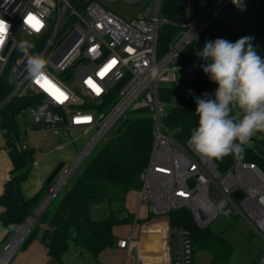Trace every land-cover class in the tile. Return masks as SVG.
Segmentation results:
<instances>
[{
	"label": "built area",
	"instance_id": "1",
	"mask_svg": "<svg viewBox=\"0 0 264 264\" xmlns=\"http://www.w3.org/2000/svg\"><path fill=\"white\" fill-rule=\"evenodd\" d=\"M218 1L196 0V15L177 23L164 16V0H146L131 19L94 0H0V18L11 25L7 42L0 50V80L9 86L0 100V113L13 100H19L20 110L28 113L41 129L51 130L60 142L69 140L73 131L92 134L60 181L66 179L127 110H146L151 114L154 142L149 161L138 174L139 207L147 204L154 216H166L161 222L155 221L166 227L164 264H196L190 230L170 224L169 213L174 209L188 208L195 223L204 228L221 213L231 214L234 206L264 239L262 169L251 161L234 160L221 173L214 159L204 158L193 150L188 143L190 136L185 142L176 140L164 120L170 104L161 98L160 87L177 80L181 65L189 72L197 68L199 59L184 63L181 56L232 0H224L222 4ZM30 15L42 24L39 31L26 22ZM167 23L183 29L173 38L167 52L158 56L160 31ZM21 40L33 42L31 52L46 58V78L54 87L26 78V61L18 50ZM203 43L200 45L204 46ZM115 86L119 87L117 100L105 104ZM56 89L64 96L58 98ZM2 131L4 134L6 129ZM22 147L28 148L24 140ZM84 151L86 154L78 161ZM212 183L217 186L220 198L211 192ZM237 191L243 192L241 198L234 195ZM138 221L137 212L129 238L117 240V246L126 250L124 264H139V242L144 228L139 229L135 238ZM132 247L137 248L136 261ZM6 249L0 252V258ZM252 264H264V250Z\"/></svg>",
	"mask_w": 264,
	"mask_h": 264
},
{
	"label": "trees",
	"instance_id": "2",
	"mask_svg": "<svg viewBox=\"0 0 264 264\" xmlns=\"http://www.w3.org/2000/svg\"><path fill=\"white\" fill-rule=\"evenodd\" d=\"M186 0H164L163 14L170 22L184 23L191 20L197 12L196 0H193L189 11L184 9ZM183 28L173 23L164 24L159 35L158 56L164 55L173 38ZM223 28L213 33L211 40L225 39ZM263 38V39H262ZM201 39H194L186 48V61L191 62L201 48ZM253 47L264 57V30L260 31L252 41ZM203 59L199 57V64L192 72V80L177 95L178 87L164 84L160 87V96L169 102L170 106L165 122L170 126L176 140L185 142L191 131L197 126L195 115L197 107L196 97L203 98L204 93L214 98L217 85L210 81L201 65ZM9 89L4 80H0V100ZM119 94V87L115 86L105 104L115 102ZM21 109L17 100L6 107L1 113L0 128L4 133L5 148L12 161L13 168L10 178L5 182L0 195V219L2 225L9 231L15 232L28 218L32 210L40 203L47 193L46 184L34 197L26 198L22 192V181L31 170L33 150L22 147V130L17 120V113ZM137 117L125 118L115 132L98 148L83 170L73 179L70 186L58 200L57 207L51 212L47 207L34 227L22 242L25 247L35 238L47 248L48 254L59 264H64L63 257L71 245L86 249L95 259V264H109L100 259V254L116 246L118 237L114 228L118 225L134 222V213L122 216L111 212L108 216L95 219L92 217L93 205L105 199L118 197V192L128 193L139 190V172L147 165L152 151L153 118L146 110ZM234 160L251 161L256 163L264 172V151L257 152L254 148L244 145L242 158L230 154L220 160H215L219 172H225ZM172 226H183L190 230L194 242V252L197 248H206L214 256V264H228L232 253V245L221 236L213 234L208 227H199L188 208L174 209L169 213ZM140 220V219H139ZM41 224L46 225L45 228ZM9 225L14 230H9ZM222 261L217 260L219 255ZM220 259V260H221ZM254 262V261H253Z\"/></svg>",
	"mask_w": 264,
	"mask_h": 264
},
{
	"label": "rangeland",
	"instance_id": "3",
	"mask_svg": "<svg viewBox=\"0 0 264 264\" xmlns=\"http://www.w3.org/2000/svg\"><path fill=\"white\" fill-rule=\"evenodd\" d=\"M84 1L88 2L91 0ZM94 1L102 3L105 7L113 10L126 19L136 17L144 2V0H137L135 2L131 0ZM244 1L245 0H241L240 5H243L245 3ZM246 2H249V5L247 7L241 8L239 5L234 3L233 0L230 1L225 6L224 10L218 15V17L210 23L209 27H207L198 35L197 39H201V41L206 44V42L212 39L214 32L222 30L223 28L227 30L225 32V39L233 43L245 36L255 37L260 31L264 30V0H246ZM204 46H201L199 51L202 50ZM186 48L182 53L181 60L184 63H189L185 60L187 58ZM195 58L199 59V57L194 56L191 61H193ZM182 61H179V63H181ZM191 80L192 72L186 71L185 65H181L177 71V80L169 84H173L178 87L177 95H179V93H181V91L187 86V84H189V82H191ZM17 103L18 105H20L19 100H17ZM1 114L2 113H0V120L2 116ZM141 114V111H133L131 109L127 110L125 114H123V116L110 130V132L104 138H102L91 150V152L84 157L79 165L72 170L70 176L66 180L67 182L63 184L61 190L56 194L55 198L48 206L50 207L51 212L55 210L58 204V200L70 186L73 179H75V177L83 170L91 157L96 153L98 148L115 132L121 122L125 118L137 117ZM235 114L241 115L238 110H235ZM17 120L18 123H20L21 128H23L25 127V121H30V117L28 113H24L19 110L17 113ZM72 133H77L78 136L76 138L84 141V145L80 148V150H78V156L80 151L91 138L92 134H81L82 132L79 133L77 131H74ZM71 138L72 136L70 135V139ZM246 147L254 148L257 152L264 151V132H257L251 138L250 142L246 144ZM67 163L68 162H66V166L64 167L60 175L54 180L53 183L49 184L50 186H48V189L46 190L47 193L50 191L52 186L61 178L63 172L69 167V164ZM211 192L215 195L216 198H220V193L214 183L211 184ZM45 195L43 196V198L45 197ZM138 199L139 190H131L126 194H124L123 192H118L117 198L105 199L104 201L93 205L92 217L95 219L103 218L108 216L111 212H115L117 213V215L122 216L125 211L129 210L134 211L136 214L139 206ZM231 209L233 212L229 215L226 213H221L209 225V230L213 234L221 236L226 239V241L231 243L232 253L227 260L228 264H252L253 261L258 258L261 251L264 250V239L262 236L251 229L249 223L243 218L241 214H238L236 212V208L234 206H232ZM138 215L140 220L137 222L134 229L135 238H137V236L139 235V229H141V227L145 228L148 225L159 223L161 222L162 218L166 217L165 215L157 217L154 216L151 212H149L147 204L141 205L140 209L138 210ZM156 220L160 221L155 222ZM133 226L134 222L121 224L114 228V232L118 237L129 238L133 230ZM16 232L17 230L10 235L9 239L0 249V252L5 248V246L9 243ZM71 246L72 247L70 252L65 257L64 264L96 263L94 257L86 249L77 247L79 249H82V252H80L79 249H77L78 251H75L76 247L73 244ZM125 257L126 256L124 250L119 249L117 246L108 248L100 254V259L110 264H124ZM221 257H223V254H220L219 258L217 257L216 259L222 261ZM194 258L196 264H214L213 262L215 261L213 259L214 256L212 252L204 247L197 248L195 250Z\"/></svg>",
	"mask_w": 264,
	"mask_h": 264
},
{
	"label": "clouds",
	"instance_id": "4",
	"mask_svg": "<svg viewBox=\"0 0 264 264\" xmlns=\"http://www.w3.org/2000/svg\"><path fill=\"white\" fill-rule=\"evenodd\" d=\"M237 5L241 0H233ZM11 25L0 18V50H3ZM254 37L245 36L234 43L224 38L206 42L196 55L210 81L217 85L214 98L208 93L196 97L197 126L188 143L200 156L220 160L230 154L242 158L244 145L257 132H264V57L253 47ZM35 44L18 42L25 58L24 71L34 82L47 76L48 61L42 54H33ZM238 110L241 115H236ZM9 230H14L9 225Z\"/></svg>",
	"mask_w": 264,
	"mask_h": 264
},
{
	"label": "crops",
	"instance_id": "5",
	"mask_svg": "<svg viewBox=\"0 0 264 264\" xmlns=\"http://www.w3.org/2000/svg\"><path fill=\"white\" fill-rule=\"evenodd\" d=\"M131 1L135 2L137 0ZM244 2L245 3L241 8L249 5V2H246V0ZM145 3L146 0H144L140 10L143 8ZM21 130L22 133H24L21 136L22 140L26 141L28 147L33 150V161L31 163L30 173L21 184L24 196L29 199L34 197L42 188H44L46 184L50 186L47 180L59 164H63L62 171L66 166V162H68L67 164H69V167L71 166L77 158L78 150H80V148L84 145V141L76 138L78 136L77 133H72L71 139L65 142H60L51 130L41 129L31 120H26L25 127L21 128ZM12 168L13 165L11 158L5 148V137L2 129L0 128V195L3 192L5 182L10 178ZM68 168L65 171H67ZM139 209L140 207L138 206V210ZM128 212L135 214V212L131 210ZM45 226L46 225L41 224L42 228H45ZM8 233L9 231L2 225L0 219V244L3 242L0 249L9 239L10 236L5 240ZM165 235L166 227L161 223L148 225L144 228L141 241L139 242V264H164V260L167 255L164 238ZM120 238L125 237H118V239ZM21 245L14 253H12L6 264H59L48 254L47 248L40 242L38 237L32 240L25 247H22ZM71 247L64 255L63 262L66 255L70 252ZM118 248L124 250L126 256V250L120 247ZM77 249L79 248L76 247L75 251H78ZM79 250L82 252V249Z\"/></svg>",
	"mask_w": 264,
	"mask_h": 264
},
{
	"label": "water",
	"instance_id": "6",
	"mask_svg": "<svg viewBox=\"0 0 264 264\" xmlns=\"http://www.w3.org/2000/svg\"><path fill=\"white\" fill-rule=\"evenodd\" d=\"M193 0H186L184 2V9L186 11H189L191 8ZM29 93H32L31 90H29ZM62 168H63V164H59L58 167L53 171V173L51 174V176L48 178L47 182L49 184L53 183L54 180L60 175V173L62 172ZM74 169V168H73ZM72 169V170H73ZM72 170L70 171V174L72 172ZM70 174L66 177L65 180L60 181V179L52 186V188L50 189V191L45 195V197L40 201V203L34 208V210L30 213V215L28 216V218L24 221V223L20 226V228L17 230V232L14 234V236L12 237V239L9 241V243L5 246L4 249H6L11 243L12 241L15 239V237L17 236V234L23 229V227L26 225V223L32 218V216L37 212L38 215L36 217V219L34 220V222L32 223L31 227L29 228L28 232L25 234V236L22 238V240L20 241V243L18 244V246L16 247V249L14 250V252L18 249V247L22 244V242L24 241V239L26 238V236L29 234V232L31 231L32 227L34 226V224L36 223V221L39 219V217L42 215V213L45 211V209L50 205V203L52 202V200L55 198L56 194L61 190L63 184L65 182H67V178L70 176ZM236 197L241 198L243 196V192L242 191H237L234 194ZM12 232H9L8 235L6 236L5 240L11 235ZM3 244V242H2ZM0 244V247L1 245ZM3 249V250H4ZM2 250V251H3ZM13 252V253H14ZM131 254L134 257L135 261L137 259V248L136 247H132L131 249ZM136 263V262H135Z\"/></svg>",
	"mask_w": 264,
	"mask_h": 264
},
{
	"label": "bare ground",
	"instance_id": "7",
	"mask_svg": "<svg viewBox=\"0 0 264 264\" xmlns=\"http://www.w3.org/2000/svg\"><path fill=\"white\" fill-rule=\"evenodd\" d=\"M223 1L224 0H220V2L218 1V4H222ZM214 12H216V10H214L212 13H214ZM85 154H86V151H84L82 153V155L80 156V158L78 159V161H80V159L83 158V156ZM38 212L39 211H37L32 216V218L26 223V225L23 227V229L17 234V236L15 237V239L9 245L8 249L4 252V254L2 255V257L0 258V264H5L7 262V260L10 258V256L12 255V253L14 252V250L16 249V247L18 246V244L20 243V241L22 240V238L25 236V234L28 232V230L31 227V225L34 222V220L36 219V217L38 215Z\"/></svg>",
	"mask_w": 264,
	"mask_h": 264
},
{
	"label": "snow or ice",
	"instance_id": "8",
	"mask_svg": "<svg viewBox=\"0 0 264 264\" xmlns=\"http://www.w3.org/2000/svg\"><path fill=\"white\" fill-rule=\"evenodd\" d=\"M26 22L28 24H30L31 27L34 28L37 31H39L40 27H42V24L40 23V21L37 20L34 16H31V15L28 16ZM115 63H116V61L113 60L112 64H115ZM42 81H43L42 86L47 85L49 87H54L53 85H51V82L47 80V78H45L44 80H38L37 83L41 84ZM96 91H97V93H99L100 89L97 88ZM56 92L58 93V98L64 96V93L60 92L59 89H56Z\"/></svg>",
	"mask_w": 264,
	"mask_h": 264
}]
</instances>
